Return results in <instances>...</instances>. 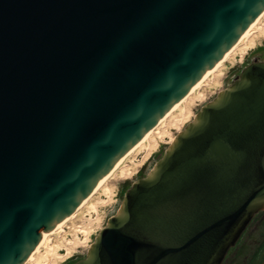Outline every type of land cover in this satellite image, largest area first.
Segmentation results:
<instances>
[{
  "label": "water",
  "instance_id": "water-1",
  "mask_svg": "<svg viewBox=\"0 0 264 264\" xmlns=\"http://www.w3.org/2000/svg\"><path fill=\"white\" fill-rule=\"evenodd\" d=\"M263 9L264 0H0V264H25ZM262 212L256 60L133 183L75 264H228Z\"/></svg>",
  "mask_w": 264,
  "mask_h": 264
},
{
  "label": "rangeland",
  "instance_id": "rangeland-1",
  "mask_svg": "<svg viewBox=\"0 0 264 264\" xmlns=\"http://www.w3.org/2000/svg\"><path fill=\"white\" fill-rule=\"evenodd\" d=\"M256 60H264V17L224 66L206 81L202 90L192 96L181 111L169 118L164 126L151 135L148 143L125 161L90 200V205L75 214V218L68 221L59 234L45 241L35 261L30 264H45V256L50 253L52 257L46 264H75L83 260L108 220L118 213L133 183L146 177L172 144V138L175 139L194 121L205 104L233 84L244 68ZM53 253L57 256L54 257ZM68 254H71L70 258ZM228 264H264V212L257 215L251 230H246L243 244H237L232 249Z\"/></svg>",
  "mask_w": 264,
  "mask_h": 264
},
{
  "label": "bare ground",
  "instance_id": "bare-ground-1",
  "mask_svg": "<svg viewBox=\"0 0 264 264\" xmlns=\"http://www.w3.org/2000/svg\"><path fill=\"white\" fill-rule=\"evenodd\" d=\"M264 17V9L261 11L258 19L249 27V29L246 31V34L234 45V47H232L225 55L224 57L210 70L206 73L205 77L203 78V80L196 85L193 90L169 113L167 114L157 125L156 127L150 132L148 133L143 139L142 141H140L137 145H135L120 161L119 163L112 169V171L107 175V177L102 181V183L97 187V189L79 206V208L75 211L74 214H72L70 217H68V221H70L75 214H77L78 212H80L86 205H90V200H92V198L98 193L99 190H101V188L103 186H105V184L108 182V180L113 176L114 173H116L118 171V169H120V167L123 166V164L125 163V161L130 158V156H132V154L134 152H136L139 148H141L143 145H145L146 143H148L151 135L158 130L159 127L164 126V124L166 123V121L171 118L175 113H178L179 111H181L184 107L185 104L188 103V101L191 99L192 96L198 94L203 86L205 85L206 81L213 76L214 74H216L218 72V70H220V68H222L224 66V64L229 60L230 56L242 45V43L244 42V40H246L247 38H249L252 35V29L256 26V24ZM174 138H172L171 143L174 142ZM156 146L158 147V144H156ZM86 208V207H85ZM89 209V208H88ZM75 218V217H74ZM66 222V223H67ZM63 227L60 228H54L53 231L49 232V233H44L43 235V243L30 255V257L28 258V260L26 261L25 264H30L33 261H35L36 256L40 253L41 247L43 246V244L45 243L46 240H48V238L50 236L59 234L60 230H62ZM64 230V229H63ZM59 232V233H58ZM50 239V238H49ZM57 252V251H56ZM54 252V253H56ZM53 253V256L56 257L57 255H55ZM59 254V253H58ZM52 253L49 254V256H45L46 258V263L48 262V260L50 261V257ZM71 254H68L67 257L70 258ZM45 263V264H46Z\"/></svg>",
  "mask_w": 264,
  "mask_h": 264
},
{
  "label": "flooded vegetation",
  "instance_id": "flooded-vegetation-1",
  "mask_svg": "<svg viewBox=\"0 0 264 264\" xmlns=\"http://www.w3.org/2000/svg\"><path fill=\"white\" fill-rule=\"evenodd\" d=\"M230 252V251H229ZM228 255V254H227ZM225 261V260H224ZM224 263V262H223Z\"/></svg>",
  "mask_w": 264,
  "mask_h": 264
}]
</instances>
